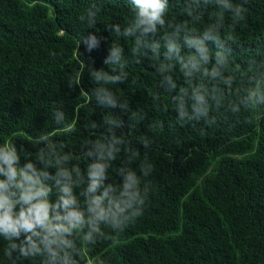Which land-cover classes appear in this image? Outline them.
Returning a JSON list of instances; mask_svg holds the SVG:
<instances>
[{
	"label": "trees",
	"instance_id": "1",
	"mask_svg": "<svg viewBox=\"0 0 264 264\" xmlns=\"http://www.w3.org/2000/svg\"><path fill=\"white\" fill-rule=\"evenodd\" d=\"M162 2L145 31L134 0H0V148L50 219L65 186L86 209L97 164L92 195L131 175L124 215L142 214L64 234L55 258L0 233V264H264V0Z\"/></svg>",
	"mask_w": 264,
	"mask_h": 264
},
{
	"label": "clouds",
	"instance_id": "2",
	"mask_svg": "<svg viewBox=\"0 0 264 264\" xmlns=\"http://www.w3.org/2000/svg\"><path fill=\"white\" fill-rule=\"evenodd\" d=\"M134 2L139 9L137 26H145V31H155V26L158 23L163 24L161 16L165 10V4L162 0H134ZM196 99L202 102L203 98L197 96ZM196 111L199 112L201 109L197 108ZM16 163L15 148L9 143H5V146L0 148V175L7 178L0 180V233H3L6 238L18 236L21 230L32 233V236L28 237V243L33 251L41 250L33 241V237L42 238L44 249L55 258L57 254L51 245L72 247L71 243L64 239V234L71 235L74 230L81 229L87 224L90 231L84 235L83 239L90 241L92 233L100 231L99 222L104 221L110 227H116L122 220L127 221L131 217L142 215L139 211H133L131 216L124 215L125 210L131 208L133 203V197L129 196L128 191L135 183L131 175L128 177V182L120 197L110 195L114 191L111 187L105 189L100 196L92 195L99 188L100 178L103 175V167L97 164L93 165L91 172L86 209L81 211L73 207L76 200L70 187L65 186L62 189L64 195L59 198L60 203L55 206L58 209L62 208L64 214L61 215L57 212L50 219L49 204L46 200L49 189L41 184L39 177L34 179L36 175L34 171L31 175L29 174V171L32 170L31 164L27 165L26 169H18L14 166ZM124 196H129V199L125 201ZM34 200L36 203H32ZM17 204L21 206L18 215L13 211ZM85 211L90 214L87 221L85 220Z\"/></svg>",
	"mask_w": 264,
	"mask_h": 264
}]
</instances>
